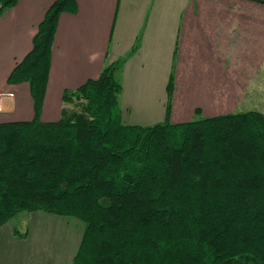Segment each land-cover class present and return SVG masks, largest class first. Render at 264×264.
<instances>
[{
  "label": "trees",
  "instance_id": "obj_1",
  "mask_svg": "<svg viewBox=\"0 0 264 264\" xmlns=\"http://www.w3.org/2000/svg\"><path fill=\"white\" fill-rule=\"evenodd\" d=\"M45 12L7 83H27L30 121L0 123V227L19 212L73 217L72 264H264V114L148 126L121 120L114 66L39 120L57 18ZM17 0H0V13ZM173 91L167 85V99ZM73 105L74 107L70 108Z\"/></svg>",
  "mask_w": 264,
  "mask_h": 264
},
{
  "label": "crops",
  "instance_id": "obj_2",
  "mask_svg": "<svg viewBox=\"0 0 264 264\" xmlns=\"http://www.w3.org/2000/svg\"><path fill=\"white\" fill-rule=\"evenodd\" d=\"M55 1L17 0L0 13V123L34 117L28 84L7 78ZM67 9L57 18L40 121L56 122L63 93L106 65L121 85L126 125L163 122L167 104L171 124L191 121L195 109L202 117L264 109V0H72ZM16 249L1 264H33Z\"/></svg>",
  "mask_w": 264,
  "mask_h": 264
},
{
  "label": "rangeland",
  "instance_id": "obj_3",
  "mask_svg": "<svg viewBox=\"0 0 264 264\" xmlns=\"http://www.w3.org/2000/svg\"><path fill=\"white\" fill-rule=\"evenodd\" d=\"M261 111L264 114V109ZM83 227V223L73 217L40 211L19 212L0 227V264L8 261L12 249L16 248L18 260L67 264L77 251Z\"/></svg>",
  "mask_w": 264,
  "mask_h": 264
}]
</instances>
